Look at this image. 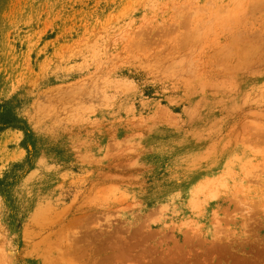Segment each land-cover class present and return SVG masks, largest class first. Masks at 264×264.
I'll return each instance as SVG.
<instances>
[{"label":"rangeland","instance_id":"obj_1","mask_svg":"<svg viewBox=\"0 0 264 264\" xmlns=\"http://www.w3.org/2000/svg\"><path fill=\"white\" fill-rule=\"evenodd\" d=\"M263 38L264 0H0V264H264Z\"/></svg>","mask_w":264,"mask_h":264},{"label":"bare ground","instance_id":"obj_2","mask_svg":"<svg viewBox=\"0 0 264 264\" xmlns=\"http://www.w3.org/2000/svg\"><path fill=\"white\" fill-rule=\"evenodd\" d=\"M220 24V23H219ZM206 31V30H205ZM261 39V38H260ZM264 39V38H263ZM167 42H169V41H167ZM181 42V41H180ZM169 43H171V45L173 46V47H175L176 49H179L181 46H180V44L181 43H179V42H177L178 44L177 45H175L174 46V42H169ZM168 43V44H169ZM187 44H189V43H187V41H186V44L184 43V47L187 45ZM136 45L138 46V48H137V50L136 51H140V46L142 45H139L138 43H136ZM181 45H183V44H181ZM235 45V44H234ZM259 45V44H258ZM136 46V47H137ZM165 47H167V46H165ZM143 48V47H142ZM159 48V47H158ZM170 48V47H169ZM143 51H145V52H147L146 54H149L150 55V57H153L155 54H157L155 51H156V49H150L149 51H147L146 49H142ZM164 50V49H163ZM130 52V51H129ZM246 52V51H245ZM252 52V51H251ZM254 52H255V50H254ZM123 53H125V51H123ZM131 53V52H130ZM137 53V52H136ZM138 54V53H137ZM139 55V54H138ZM176 56V55H175ZM216 56V58L217 57H222V56H220V55H215ZM240 56V55H239ZM217 59H219V58H217ZM217 59H215V60H217ZM223 59V58H222Z\"/></svg>","mask_w":264,"mask_h":264},{"label":"trees","instance_id":"obj_3","mask_svg":"<svg viewBox=\"0 0 264 264\" xmlns=\"http://www.w3.org/2000/svg\"><path fill=\"white\" fill-rule=\"evenodd\" d=\"M12 123H13L12 119H10L8 116L4 117L3 120H0V132H3L8 128H13Z\"/></svg>","mask_w":264,"mask_h":264}]
</instances>
